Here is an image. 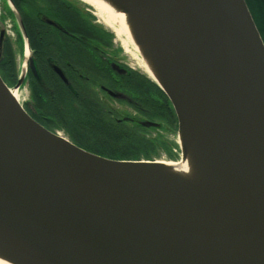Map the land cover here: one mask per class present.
<instances>
[{"label": "water", "instance_id": "95a60500", "mask_svg": "<svg viewBox=\"0 0 264 264\" xmlns=\"http://www.w3.org/2000/svg\"><path fill=\"white\" fill-rule=\"evenodd\" d=\"M102 1L127 16L132 42L173 110L180 161L190 157L194 179L155 161L111 160L77 147L11 95L23 72L13 89L0 77V258L264 264V44L244 0ZM6 5L26 55L22 21L12 1ZM5 39L0 22V58Z\"/></svg>", "mask_w": 264, "mask_h": 264}, {"label": "flooded vegetation", "instance_id": "af4514ba", "mask_svg": "<svg viewBox=\"0 0 264 264\" xmlns=\"http://www.w3.org/2000/svg\"><path fill=\"white\" fill-rule=\"evenodd\" d=\"M3 1L6 9L0 13V22H8L10 32L0 63L10 53L16 72L17 59L22 61L25 111L37 124L52 133L62 131L85 151L71 136L97 148L98 141L112 143L125 132L148 139L147 134L162 138L171 131L168 125L173 111L165 96L146 74L144 77L125 61L121 43L98 20L92 21L87 15L92 13L78 7L80 2L11 0L28 43L24 58L16 17ZM244 3L264 44V0ZM144 122L159 126L143 127Z\"/></svg>", "mask_w": 264, "mask_h": 264}, {"label": "trees", "instance_id": "16d2710c", "mask_svg": "<svg viewBox=\"0 0 264 264\" xmlns=\"http://www.w3.org/2000/svg\"><path fill=\"white\" fill-rule=\"evenodd\" d=\"M8 55V58L0 63V75H4L10 85H14L17 81V77L15 76L14 62L11 59L10 53ZM157 91L161 93L158 89ZM36 94H34V99L38 98ZM42 111L52 116V112L47 108H42ZM71 140L91 153L103 158L118 161H151L158 156V151H163L165 153L170 152L169 144L159 136L146 139L143 136L132 135L127 132H125L122 137L116 139V141H112V143L98 141L97 148L80 143L76 141L73 136H71Z\"/></svg>", "mask_w": 264, "mask_h": 264}, {"label": "bare ground", "instance_id": "6f19581e", "mask_svg": "<svg viewBox=\"0 0 264 264\" xmlns=\"http://www.w3.org/2000/svg\"><path fill=\"white\" fill-rule=\"evenodd\" d=\"M81 4H84L92 9L93 15L97 17L100 23L108 28L110 31L114 32L116 39L118 40L120 36H124L123 42L121 44L122 49L128 52V46H131L135 55V59L137 60L136 66L147 75L153 82L157 83V78L153 72V67L150 63L146 62L141 56L139 49L133 44L132 39L130 37V32L127 25V16L118 13L113 10L107 3L103 2L102 0H77ZM28 52V51H27ZM24 58L27 57L28 53ZM16 92H11V95L14 99L19 103V97ZM159 165L166 167L170 170L172 174H175L184 180L192 181L194 179V166L187 155L185 158L178 162H155ZM0 264H9L4 259L0 258Z\"/></svg>", "mask_w": 264, "mask_h": 264}, {"label": "rangeland", "instance_id": "374dc122", "mask_svg": "<svg viewBox=\"0 0 264 264\" xmlns=\"http://www.w3.org/2000/svg\"><path fill=\"white\" fill-rule=\"evenodd\" d=\"M78 7L81 10H86V9L89 10L88 13L91 12L92 13L91 14L92 16H90V14H87V15H89V17L91 18L92 21L95 22V21L98 20L97 17L93 16V11L88 6H86L84 4H81V3H78ZM5 9H6V7H5V4H4V1L3 0H0V13H2L3 11H5ZM85 13H87V12H85ZM103 27H105V26H103ZM108 31H110V30L108 29ZM112 33L114 35V32L113 31H112ZM114 38L116 39L115 35L113 36V39ZM123 39H124V36H120L119 39H118V42H120L122 44ZM121 53H122V51H121ZM123 55H124V59H125V61H127V63L132 64V66L136 69V71L140 72L144 77H146V75L138 68V66H136L137 65L136 64L137 60L135 59L136 56H134L135 53H134L133 49L131 48V46H128V52L127 51L126 52L124 51V54ZM21 66H22V61H20L19 59H17V61H16V72H15V76L16 77H18L20 75ZM1 78L4 80L5 84L10 89H13L14 86L16 85V83L14 85H10L8 83L7 79H5L4 75H1ZM17 95L19 97V103L22 104L23 108L25 109V103L27 101V91L22 87L19 90V92L17 93ZM168 127L170 128L171 131H169L167 134H165L162 137V139L169 144V148H170L169 150H170V152L165 153L163 151H158V154H157L158 156L156 157V160L157 161H164V162L178 163L181 160V151H180L179 146H178L177 129H176L177 128V124H176V120L174 118V115L172 116L171 123L168 125ZM57 131L60 134H62L65 138L68 139V136H66L65 133H63L60 130H57ZM152 134L151 135L150 134H147V137L148 138H150V137H152V138L158 137L155 133H152Z\"/></svg>", "mask_w": 264, "mask_h": 264}]
</instances>
